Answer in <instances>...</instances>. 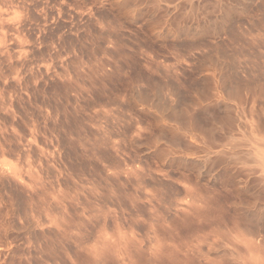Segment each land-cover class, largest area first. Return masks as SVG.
Returning a JSON list of instances; mask_svg holds the SVG:
<instances>
[{"label": "rangeland", "instance_id": "1", "mask_svg": "<svg viewBox=\"0 0 264 264\" xmlns=\"http://www.w3.org/2000/svg\"><path fill=\"white\" fill-rule=\"evenodd\" d=\"M259 155L264 0H0V264H264Z\"/></svg>", "mask_w": 264, "mask_h": 264}, {"label": "bare ground", "instance_id": "2", "mask_svg": "<svg viewBox=\"0 0 264 264\" xmlns=\"http://www.w3.org/2000/svg\"><path fill=\"white\" fill-rule=\"evenodd\" d=\"M258 160L260 161V164H262V166L264 167V156H260L258 157ZM2 217V216H1ZM246 220V219H245ZM63 248V247H62Z\"/></svg>", "mask_w": 264, "mask_h": 264}]
</instances>
